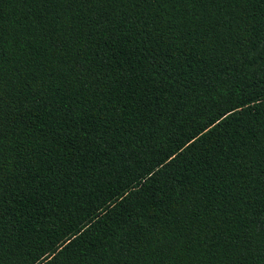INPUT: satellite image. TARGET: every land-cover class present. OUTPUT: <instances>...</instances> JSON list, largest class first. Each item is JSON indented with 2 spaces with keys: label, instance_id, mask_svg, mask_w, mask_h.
I'll return each mask as SVG.
<instances>
[{
  "label": "trees",
  "instance_id": "trees-1",
  "mask_svg": "<svg viewBox=\"0 0 264 264\" xmlns=\"http://www.w3.org/2000/svg\"><path fill=\"white\" fill-rule=\"evenodd\" d=\"M0 264H264V0H0Z\"/></svg>",
  "mask_w": 264,
  "mask_h": 264
}]
</instances>
